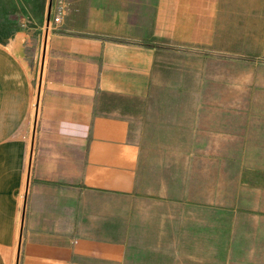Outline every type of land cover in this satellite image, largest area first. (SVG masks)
Returning a JSON list of instances; mask_svg holds the SVG:
<instances>
[{
    "label": "crops",
    "instance_id": "crops-1",
    "mask_svg": "<svg viewBox=\"0 0 264 264\" xmlns=\"http://www.w3.org/2000/svg\"><path fill=\"white\" fill-rule=\"evenodd\" d=\"M10 1L50 17L39 41L0 39V264H226L208 247L226 182L264 214L263 169L235 176L264 160V121L194 103L186 53L209 33L262 46L264 0H69L57 24L55 0Z\"/></svg>",
    "mask_w": 264,
    "mask_h": 264
},
{
    "label": "rangeland",
    "instance_id": "rangeland-1",
    "mask_svg": "<svg viewBox=\"0 0 264 264\" xmlns=\"http://www.w3.org/2000/svg\"><path fill=\"white\" fill-rule=\"evenodd\" d=\"M36 2L33 0V3ZM13 4L14 1L0 0V39H37L39 41L41 39L40 30L44 29L46 25L48 7L38 14L33 11V15L16 16L12 13L14 11L12 9ZM53 10L52 16H54L56 10L55 4ZM254 15H256L258 21L253 26L255 29L252 33L255 36L254 43L262 46L253 48L226 47L225 41L218 38L216 34L209 33L210 38L203 43L202 47L194 46L186 53L187 56H192L193 102L239 105L242 121H264V23L260 22L261 19H264L262 16L263 9H256ZM213 27V24L209 25V28ZM21 46L24 47V44ZM18 51L20 50L18 49ZM250 54L256 55L257 61L255 63L243 60V57ZM33 62L34 84L37 89L39 62L37 59H34ZM183 72L184 70L175 74V82L180 79L181 82L184 81ZM187 75H189L188 69ZM202 88L209 93L218 94L201 96ZM35 110L36 106H34V119ZM248 125L253 127L258 124L249 123ZM254 166H258L259 169L262 168L264 171V160H242L241 169L235 176H238L239 173L245 176L244 172H256ZM226 168H230V166H226ZM255 177L250 176L251 184L249 185L260 187L261 185ZM243 183L244 180L240 186L237 179L236 184L227 185L226 182L225 195L228 196L230 193L232 195L230 201L226 200V206L231 205L234 201L236 205L225 208L226 221L223 238H211L208 241V247L223 251L226 264H264V218H261L264 214L254 211L255 208L252 207L250 208L253 210L239 208V189L245 187V183ZM246 202L247 207H249V196H247ZM236 216L241 218L239 222L235 221L234 217Z\"/></svg>",
    "mask_w": 264,
    "mask_h": 264
},
{
    "label": "built area",
    "instance_id": "built-area-1",
    "mask_svg": "<svg viewBox=\"0 0 264 264\" xmlns=\"http://www.w3.org/2000/svg\"><path fill=\"white\" fill-rule=\"evenodd\" d=\"M69 0H55V14L54 16L51 15L52 22L57 24L62 19V13L64 11L65 6L67 5ZM54 13V11H53Z\"/></svg>",
    "mask_w": 264,
    "mask_h": 264
},
{
    "label": "trees",
    "instance_id": "trees-1",
    "mask_svg": "<svg viewBox=\"0 0 264 264\" xmlns=\"http://www.w3.org/2000/svg\"><path fill=\"white\" fill-rule=\"evenodd\" d=\"M144 46L148 47V48H156V49H159L160 46L158 45H154L153 43L151 42H144ZM244 61L246 62H250V63H255L257 61V57L254 56V55H247L246 57H243Z\"/></svg>",
    "mask_w": 264,
    "mask_h": 264
},
{
    "label": "water",
    "instance_id": "water-1",
    "mask_svg": "<svg viewBox=\"0 0 264 264\" xmlns=\"http://www.w3.org/2000/svg\"><path fill=\"white\" fill-rule=\"evenodd\" d=\"M49 17H50V16H49V13H48V15H47V21H49Z\"/></svg>",
    "mask_w": 264,
    "mask_h": 264
}]
</instances>
